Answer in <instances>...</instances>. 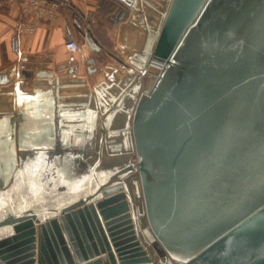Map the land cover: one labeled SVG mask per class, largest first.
I'll return each instance as SVG.
<instances>
[{
  "label": "water",
  "instance_id": "1",
  "mask_svg": "<svg viewBox=\"0 0 264 264\" xmlns=\"http://www.w3.org/2000/svg\"><path fill=\"white\" fill-rule=\"evenodd\" d=\"M130 62L128 154L99 137L0 172V264H264V0H165Z\"/></svg>",
  "mask_w": 264,
  "mask_h": 264
},
{
  "label": "crops",
  "instance_id": "2",
  "mask_svg": "<svg viewBox=\"0 0 264 264\" xmlns=\"http://www.w3.org/2000/svg\"><path fill=\"white\" fill-rule=\"evenodd\" d=\"M19 1H0V172L11 161L16 163L14 172L17 150L94 152L99 137L106 155L128 154L120 145L126 135L116 131L123 127L138 77L130 60L141 53L146 23L156 25L163 5L154 7L157 0H137V8L121 0H67L69 6L55 18L40 21L28 32L19 26L24 19ZM119 9L123 14L115 19ZM70 39L80 47L73 63H68L64 48ZM118 47L125 49L129 68L113 59L112 50ZM32 64L48 65L54 83L35 77L39 68ZM23 71L30 75L23 76ZM72 112L79 114L75 123L84 124L85 130L94 120L92 138L83 131L81 139H74V130L66 126L74 123L67 119Z\"/></svg>",
  "mask_w": 264,
  "mask_h": 264
},
{
  "label": "built area",
  "instance_id": "3",
  "mask_svg": "<svg viewBox=\"0 0 264 264\" xmlns=\"http://www.w3.org/2000/svg\"><path fill=\"white\" fill-rule=\"evenodd\" d=\"M2 1V0H0ZM6 2H14L15 0H4ZM20 12L24 17L20 21L19 26L25 31L31 32L40 21H49L58 15L59 10L64 6H69L67 0H20ZM32 19L33 22H27V19ZM64 48L67 52L68 63L76 61V53L79 51V44L74 40H67L64 43ZM127 65V62L124 61Z\"/></svg>",
  "mask_w": 264,
  "mask_h": 264
},
{
  "label": "rangeland",
  "instance_id": "4",
  "mask_svg": "<svg viewBox=\"0 0 264 264\" xmlns=\"http://www.w3.org/2000/svg\"><path fill=\"white\" fill-rule=\"evenodd\" d=\"M156 5H157L158 8H160L163 5V3H162V1L157 0V4L155 3L154 7H156ZM112 52H113V54H112L113 59L118 61L124 67L129 68L128 67L129 64H127V65L124 64V61L127 62V57L125 55V49L124 48L118 47L117 49H113ZM130 160L132 162H135L136 161V157L132 156Z\"/></svg>",
  "mask_w": 264,
  "mask_h": 264
},
{
  "label": "trees",
  "instance_id": "5",
  "mask_svg": "<svg viewBox=\"0 0 264 264\" xmlns=\"http://www.w3.org/2000/svg\"><path fill=\"white\" fill-rule=\"evenodd\" d=\"M116 14H117V13H116ZM116 14H114L113 17H114L115 19H118L119 16L123 14V10H122V9H119V10H118V15H116Z\"/></svg>",
  "mask_w": 264,
  "mask_h": 264
}]
</instances>
